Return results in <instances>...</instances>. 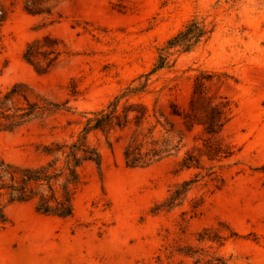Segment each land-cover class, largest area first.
Wrapping results in <instances>:
<instances>
[{
    "label": "rangeland",
    "instance_id": "obj_1",
    "mask_svg": "<svg viewBox=\"0 0 264 264\" xmlns=\"http://www.w3.org/2000/svg\"><path fill=\"white\" fill-rule=\"evenodd\" d=\"M26 1L0 0L7 13L0 32V90L21 83L32 102L68 104L1 133L0 161L44 164L41 145L77 133L83 113L101 109L151 71L158 49L195 15L213 21L214 34L154 75L146 100L158 98L162 111L170 101L186 105L196 70L226 73L230 78L215 81L210 91L232 104L223 138L236 156L218 181L199 178L181 206L156 211L174 186L197 173H176L192 139L177 156L131 169L123 158L126 136L111 135V147L104 135H92L102 164L85 168L73 217L40 215L33 203L10 207L8 222L0 220V264H194L178 252L188 248L199 252L200 264H216L217 258L264 264V0H58L50 5L51 16L27 14ZM48 34L66 54L40 75L23 53ZM200 234H218L222 245L201 242Z\"/></svg>",
    "mask_w": 264,
    "mask_h": 264
},
{
    "label": "trees",
    "instance_id": "obj_2",
    "mask_svg": "<svg viewBox=\"0 0 264 264\" xmlns=\"http://www.w3.org/2000/svg\"><path fill=\"white\" fill-rule=\"evenodd\" d=\"M58 0H27L24 9L32 16L52 15V3ZM7 20V13L0 10V32ZM52 20L50 24L56 23ZM216 29L213 21L199 15L193 16L183 28L158 49L156 62L148 73L141 74L115 95L99 110L83 113L80 129L68 139L43 144L37 151L46 158L38 167H24L0 161V220L8 222L7 211L15 205L34 204L36 213L69 219L75 211V199L84 183L83 172L90 164L100 167L102 154L91 136L102 134L112 147L110 136L118 134V140L126 136L123 158L128 168H148L162 160L177 156L187 147L185 140L192 139L177 164L176 173L194 170L191 180L174 186L169 197L156 206V211L172 210L182 205L192 186L199 178L219 180V172L230 167L236 150L228 144L223 133L233 119V107L224 96L212 95L210 85L215 81L230 78L226 73L196 70L193 89L186 105L170 101L168 110L162 111L159 99L153 103L146 100L152 93L151 79L157 73L172 68L177 56L193 52L207 43ZM62 42L52 35H44L26 45L24 61L40 75L52 71L66 51ZM77 91L73 89L72 95ZM68 102L57 104L32 102L28 89L17 83L11 88L0 90V134L15 132L33 120L65 107ZM68 110V108H65ZM202 173L204 175H202ZM200 201L195 206H202ZM207 234V232H204ZM235 235V234H234ZM221 244L223 238L199 235V241ZM181 255L202 259L198 251L188 248L178 250ZM173 251L166 254L171 258ZM206 264H214L208 261ZM216 264H228L221 258Z\"/></svg>",
    "mask_w": 264,
    "mask_h": 264
}]
</instances>
